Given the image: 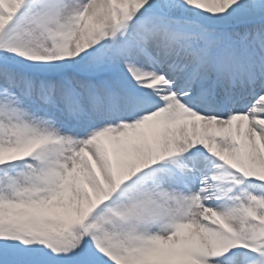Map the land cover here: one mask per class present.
I'll return each mask as SVG.
<instances>
[{
	"label": "snow or ice",
	"instance_id": "snow-or-ice-1",
	"mask_svg": "<svg viewBox=\"0 0 264 264\" xmlns=\"http://www.w3.org/2000/svg\"><path fill=\"white\" fill-rule=\"evenodd\" d=\"M0 264H264V0H0Z\"/></svg>",
	"mask_w": 264,
	"mask_h": 264
}]
</instances>
